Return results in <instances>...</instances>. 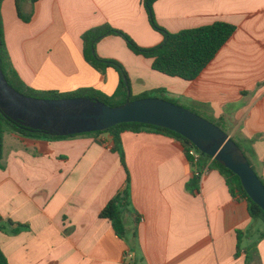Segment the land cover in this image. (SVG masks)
Segmentation results:
<instances>
[{
  "label": "crops",
  "instance_id": "0c3cea01",
  "mask_svg": "<svg viewBox=\"0 0 264 264\" xmlns=\"http://www.w3.org/2000/svg\"><path fill=\"white\" fill-rule=\"evenodd\" d=\"M19 9L17 0L1 2L7 50L20 78L39 91L116 92L118 72L101 73L84 57L83 35L94 27L123 30L143 47L164 40L144 0H22ZM154 14L170 32L218 21L237 30L192 81L153 70L121 36L102 39L97 53L123 62L133 95L163 89L220 120L264 179V0H157ZM121 140L127 168L109 133L3 135L0 224L22 226L16 234L0 229L11 264H264V238L247 262L262 231L219 170L198 180L183 143L164 133L129 131ZM128 179L121 238L100 213ZM249 228L237 256V232Z\"/></svg>",
  "mask_w": 264,
  "mask_h": 264
},
{
  "label": "trees",
  "instance_id": "16d2710c",
  "mask_svg": "<svg viewBox=\"0 0 264 264\" xmlns=\"http://www.w3.org/2000/svg\"><path fill=\"white\" fill-rule=\"evenodd\" d=\"M22 0H17V6L19 9L20 2ZM33 3L38 0H30ZM157 0H144L145 8L149 14L150 23L157 31H159L163 36L164 40L162 43L152 47H143L139 45L128 33L123 30H119L111 27L110 25H103L94 27L83 35V54L86 61L93 66L96 70L101 73H106L109 68H114L120 77L119 86L116 92L109 96L102 91L92 89V88H81L71 92H59L56 90L39 91L35 90L29 85H27L19 76L13 64L9 52L7 50L4 23L1 12V2L0 0V63L6 79L12 87L21 93L46 99H62V98H76V97H88L94 100L102 101L110 106H119L124 104L129 100H135L139 98L151 97L149 92H145L141 95H133L131 88V81L129 74L125 66L117 59L103 58L97 53V44L107 36L116 35L121 36L127 43L129 49L137 55H142L146 58L152 60V68L155 71L163 73L171 77H179L181 79L192 81L198 78L205 68L213 61L222 47L229 41L233 36L237 27L229 22L218 21L209 25L184 29L179 32H170L165 28L161 27L154 14V4ZM19 14L20 9H19ZM24 19H27L23 16ZM161 93L166 92V90L158 89L155 90ZM166 100L173 101L172 99ZM177 104V103H176ZM206 118V117H205ZM208 119V118H207ZM213 123L217 124L221 128H224L221 121L211 120ZM7 122L10 125V131L17 133L24 137L33 138H45L49 140L66 139L70 137H75L84 134H102L109 133L114 138L113 150L120 154V159L125 168H127L126 158L124 149L122 146L121 135L124 132H143L147 130H153L159 133L167 134L175 139L180 140L185 148V153L189 157V151L192 148L198 149L194 146L187 138L183 135L172 131L167 128H162L154 125L130 122L121 123L113 126L104 131H97L91 133H83L69 136H62L57 134H49L43 131L34 130L23 125L20 122L13 121L6 116L2 115L0 119L1 128V146H0V168L4 167L3 160V124ZM226 131V130H225ZM237 142V141H236ZM237 144L243 149L245 155L248 157L244 148L237 142ZM202 160L198 164V168L201 169L210 163L211 169H217L225 177L227 185L233 197L238 199H245L248 202L249 212L253 220L256 222L255 225L261 221L264 223V211L262 208L256 204L248 195L244 189L242 182L237 174H235L230 169L226 168L224 165L214 160L211 156L206 155L202 152ZM249 159V157H248ZM250 161V159H249ZM251 163V161H250ZM254 170L257 172L253 164L251 163ZM258 173V172H257ZM259 175V174H258ZM260 176V175H259ZM197 178V177H196ZM262 181L264 179L260 176ZM199 180V178H197ZM130 179H128V185L125 190L119 193L115 198H113L100 213L101 218L110 219L113 222V226L116 230L117 235L123 238L126 233V227L123 220L122 209L129 205L130 194H129ZM0 221L3 219L0 217ZM14 222L8 220L4 224H0V229L8 231L10 233L16 234L20 231L19 226L17 228H12ZM251 229L246 231L239 230L237 232L238 236V252L237 256L240 254L242 243L248 238ZM264 238V231L260 232L257 241L253 246L247 249V262H251L257 252V243ZM0 264H11L6 255L0 248Z\"/></svg>",
  "mask_w": 264,
  "mask_h": 264
},
{
  "label": "water",
  "instance_id": "95a60500",
  "mask_svg": "<svg viewBox=\"0 0 264 264\" xmlns=\"http://www.w3.org/2000/svg\"><path fill=\"white\" fill-rule=\"evenodd\" d=\"M2 115L34 130L62 136L104 131L130 122L170 129L237 174L250 198L264 211V182L243 149L223 128L172 101L145 97L110 106L88 97L28 96L10 85L0 63V119Z\"/></svg>",
  "mask_w": 264,
  "mask_h": 264
},
{
  "label": "rangeland",
  "instance_id": "374dc122",
  "mask_svg": "<svg viewBox=\"0 0 264 264\" xmlns=\"http://www.w3.org/2000/svg\"><path fill=\"white\" fill-rule=\"evenodd\" d=\"M137 42V41H136ZM118 61H120V60H118ZM121 62V61H120ZM122 64H123V62H121ZM124 65V64H123ZM125 66V65H124ZM127 70V69H126ZM128 72V71H127ZM150 93V95H151V97H158V98H167V99H172L173 101H175L178 105H181V106H183V107H185V108H187V109H189L190 108V110L191 109H193L192 111L193 112H195V113H197V114H199V115H201V116H203V117H205L204 115H206L204 112H202L201 110H199V109H197V108H195V107H193V106H191L190 104H188L187 102H184L183 100H180V99H178V98H176V97H174V96H172L171 94H169V93H161V92H158V91H150L149 92ZM141 95V94H140ZM136 96V95H135ZM207 119V118H206ZM208 119H211V120H215L214 118H208ZM10 125L7 123V122H4V124H3V130L5 131L4 132V135H5V140H7V134L10 132ZM257 228H259L261 231H264V223H262L261 221H259L257 224ZM259 235V234H258ZM257 235V236H258Z\"/></svg>",
  "mask_w": 264,
  "mask_h": 264
},
{
  "label": "built area",
  "instance_id": "2783aa9c",
  "mask_svg": "<svg viewBox=\"0 0 264 264\" xmlns=\"http://www.w3.org/2000/svg\"><path fill=\"white\" fill-rule=\"evenodd\" d=\"M189 157H190L189 160L191 161L193 166L196 168L195 176L198 177L199 179H202L204 176H206L211 171L210 163H208L206 166H204L201 169L197 167L203 158L202 152L199 149L192 148L189 151Z\"/></svg>",
  "mask_w": 264,
  "mask_h": 264
}]
</instances>
